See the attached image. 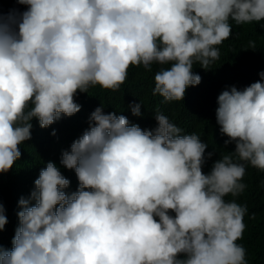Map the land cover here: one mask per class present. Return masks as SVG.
I'll use <instances>...</instances> for the list:
<instances>
[{
  "label": "clouds",
  "instance_id": "1",
  "mask_svg": "<svg viewBox=\"0 0 264 264\" xmlns=\"http://www.w3.org/2000/svg\"><path fill=\"white\" fill-rule=\"evenodd\" d=\"M15 2L26 10H0V174L21 157L34 118L47 128L81 110L78 91H118L130 66L170 65L155 73L152 94L183 100L201 83L194 63L208 70L219 60L230 20L253 32L264 20V0ZM261 81L217 97L218 135L235 150L208 173L211 144L182 134L164 114H155V129H141L97 107L61 155L77 190L66 192L70 181L48 162L18 201L19 225L11 250L0 245V264H247L237 243L247 206L238 196L246 166L264 171ZM129 108L141 116L140 103ZM5 212L0 202V231Z\"/></svg>",
  "mask_w": 264,
  "mask_h": 264
},
{
  "label": "trees",
  "instance_id": "2",
  "mask_svg": "<svg viewBox=\"0 0 264 264\" xmlns=\"http://www.w3.org/2000/svg\"><path fill=\"white\" fill-rule=\"evenodd\" d=\"M10 9L23 12L26 6L17 4L15 0H0V10L6 14ZM229 22L232 34L218 46L220 58H223L210 64L208 70L194 63L193 73L201 76V83L189 86L183 100L164 102L163 97L152 94L155 73L161 67L167 68L170 65L154 64L151 71L143 66H130L127 80L118 91L105 90L98 85L89 87L87 93L78 91L74 99L81 110L76 114L70 117L62 115L47 128H41L38 119L34 118L31 121V139L18 146L21 157L15 161L12 169L0 174V202L5 207L8 221L3 231H0V245L11 250L15 229L19 225L17 213L21 208L18 201L21 197L27 199L30 196L35 187L34 181L48 162H53L70 181L66 192L77 190V176L74 170L61 165V155L63 151H70L73 141L89 128V117L97 107L103 106L105 114L115 112L124 115L131 124H138L141 129H155V114H164L170 122L182 129V134L197 135L201 142L205 143L206 140L208 146L211 144L214 153L212 158L215 159L207 161L204 173L210 171L216 159L234 151L235 144L226 146L224 142L227 136L218 135L217 97L233 86L243 90L251 83L261 81L259 73L264 72V20L260 26L257 25L256 32L244 24ZM250 41L255 42V48L249 47ZM134 103L141 104L139 117L133 116L129 108ZM241 183L246 188L238 200L239 204L247 206V213L244 217L246 227L243 237L237 243L246 250L247 264H264V171L246 166Z\"/></svg>",
  "mask_w": 264,
  "mask_h": 264
}]
</instances>
